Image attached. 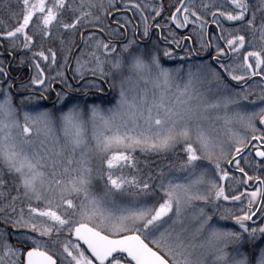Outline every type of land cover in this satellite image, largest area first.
<instances>
[{
  "label": "snow or ice",
  "instance_id": "snow-or-ice-1",
  "mask_svg": "<svg viewBox=\"0 0 264 264\" xmlns=\"http://www.w3.org/2000/svg\"><path fill=\"white\" fill-rule=\"evenodd\" d=\"M122 2L139 13V24L124 16L121 25L113 15L117 0H16L14 23L0 22V48L31 54L34 72L17 87L42 90L21 95L17 104L0 59V264H264V244H256L264 237V87L253 96L248 86L252 78L264 85V0H177L167 16L164 0ZM190 24L202 51L214 47L210 59L218 69L199 65L181 86L179 68L166 67L158 49L133 51L135 36L150 37L152 29L182 47L192 36L178 38L172 25ZM209 24L218 36H209ZM172 55L165 47L163 56ZM223 74L246 86L233 90ZM57 79L69 89L79 79L85 91L106 82L118 90L116 102L87 111L72 103L58 115L55 106L28 103L46 98ZM194 80L214 82V89L200 91ZM68 95L57 92L56 102L68 103ZM137 150H179L183 157L167 171H145ZM205 160L209 167L201 166ZM217 215L238 230L219 226ZM254 217L261 223L252 227Z\"/></svg>",
  "mask_w": 264,
  "mask_h": 264
},
{
  "label": "rangeland",
  "instance_id": "rangeland-1",
  "mask_svg": "<svg viewBox=\"0 0 264 264\" xmlns=\"http://www.w3.org/2000/svg\"><path fill=\"white\" fill-rule=\"evenodd\" d=\"M117 4L119 6L120 5H124L123 2H122V0H117ZM123 8H124V6H123ZM131 13H132L134 19L136 20L137 24H139L140 23L139 13H135V12H132V11H131ZM145 15H149V13L146 12ZM124 16L125 15H122V14H114V17L116 19H119L121 24H124V19H123ZM151 21L152 20H151V16H150L149 23H152ZM105 22L106 23H109L108 20H106ZM208 33H209V36H211V34H213L215 32H213V29H211L209 27ZM138 35H139L138 38H140L142 40H145L146 39V37H143L140 34H138ZM155 36L156 35L153 34L151 40L148 41V42H138V41H136V44L133 47V51H143V52H147L149 50L156 51L158 49L159 52H160V56H161V62L166 67L173 68V69L179 68V72L177 73V79H176L175 82L181 84V86L186 82V80L188 78V75L187 74H188L189 70H191V72L195 76L197 74V68H198L199 65H202V64H210L213 68H217L218 69V67L216 65H214V63H212V61H211V59L209 57L208 58H205V59H203V58H199L198 59V58H195V56L187 55L186 53H178L177 51H174V50H173V55L172 56H170V57H164L163 56V50L167 46L166 45L163 46V44L161 45L158 42L157 37H155ZM132 37H133V29H132L131 26H129V28H128V38L131 39ZM169 40L171 41V37H169ZM123 42H126V41H123ZM214 43H215V40L213 41V45H214ZM195 45L197 46L196 48L200 52H204V51H202L200 49V44H199L198 40L196 41V44ZM82 47H83V45H82ZM211 55H214V47L212 48V54ZM1 57H2V55H0V59H2L4 61V66H6L7 58L5 56L2 57V58ZM224 62H226V61H224ZM72 65L74 67V58L72 60ZM190 66H191V69H190ZM24 72L25 73H23L22 75H21V72H20V77L24 78V76H26V74H27L26 70ZM33 72H34V70L32 69V73L31 74H33ZM53 74H54V72H53ZM69 74L72 77V71L71 70H69ZM66 75H67V72H66ZM27 78H28V76H27ZM20 79L21 78H19L18 80H20ZM3 80H4V78L3 77H0V82H2ZM29 80H30V78L26 79L23 83H18L17 85L13 86L14 88L11 89L12 93L14 94L15 102L17 104H19V102H20V96H18L17 94H15V91L16 92H18V91H27V90H36V91H40V92L42 91V90L39 89V86H31V87H29L27 89H21V88H18L17 87L20 84H27ZM77 80H79V79H77ZM85 80H91V79H90V77H88V78H85ZM250 81H252V82H250ZM250 81L248 82V86H254L255 87V92L253 93V96H255L257 94V87L255 85H250V83H254V82L255 83H259V81L255 80V78L252 79V80H250ZM233 82H235L236 84L237 83H241V82H236V81H233ZM54 84H55V86H53V88H51L49 90V93L48 94H45V97L46 98L36 99V100H33V101H29L28 103L30 105H32V104L38 105L40 109H50V110H52L53 107L55 106V112L58 115L61 110H66L67 107H69L70 104H72L73 101H75L74 103H79L80 106L82 108H84L86 111H87L88 106H90L92 104H98L102 108L107 109V108H109V107H111L112 105L115 104L116 98H117V95H118V90L117 89L109 88L108 83H106V86H105V85H103L100 82V85L101 86H100V89L99 90L97 88H95V87H90L88 89H96V90L101 91V92H103V91L106 92L105 90L108 89L107 90L108 93H106V94H104V93L103 94H101V93L98 94L99 92H97L95 94H93V93L84 94V96H80V95L79 96H70V95H68V97L65 98V100L68 101V103L61 104V103H57L56 102V93L59 92V91H63L61 89V87H64V86L59 82L58 79H57L56 83H54ZM82 84H83V81H81L78 85H75V86H74V84H72L73 87L71 88V90H74L76 92H83V91H85V89L83 87H81ZM193 85H194V87L196 89H198L200 91H203L205 88H213L214 89V82L209 83L207 80H205L202 84L201 83H197L194 80L193 81ZM143 86H144L143 85V82H141L140 87H143ZM245 86H246L245 84L243 86H235V85H232V88H233V90H235L237 88H243ZM149 88H151V85H149ZM14 89H15V91H14ZM174 90L175 89L173 88V91ZM216 94L217 93H215L214 90H213V92L208 93V95H210V96L216 95ZM33 95L34 96H39L37 94H33ZM23 96H27V95H23ZM46 101H50V102H46ZM245 103H247V102H245ZM45 104L47 106H45ZM237 130L243 131V129H240V128H237ZM90 133H91V127L89 126V134ZM58 134L62 136V133H58ZM136 155L139 157V160H140V163H142L141 164L142 166H143V163H144V160L145 159H147L150 162L153 159V157H160L163 160L160 161V164L158 165V167L159 168L160 167H163L165 171L169 170L172 165L178 164L179 161H180V159L183 157V154L179 150H177L175 152H168V153H161V154H141V153H139V150H137ZM93 166H94V168H98L99 167V161L98 160L94 161ZM201 166L202 167H209V162L205 160V161L202 162V165ZM222 166L225 167V168H227V164H223ZM145 171H147V170H145ZM94 184L97 186L95 190L98 191L99 190V186L102 185V181H99L97 179L96 181H94ZM250 184H251V182H250ZM225 185H226V188H227V190L229 192H231L232 194H235L234 191H232L231 187L229 186V182L228 181H225ZM241 190H243L242 187H241ZM195 203L196 204H200L202 202H195ZM224 206L231 207L232 205H231V202H221V207H224ZM239 206H240L239 204L236 205L237 208ZM191 210L192 209H190V211ZM213 221L214 222H218V225L219 226L228 227V228H236L238 230V225H236L234 221H231V220H220L218 215L217 216H214ZM249 224L251 225V223H249ZM193 226H194V224H193ZM251 226L252 227H255L256 225H251ZM17 231H15V232H17ZM19 231H22V230H19ZM12 238L13 239L10 240V241L13 242V243H15V235ZM256 244H257V246H259L261 244H264V237H260L256 241ZM244 248H245V250H247L248 245H245Z\"/></svg>",
  "mask_w": 264,
  "mask_h": 264
},
{
  "label": "trees",
  "instance_id": "trees-1",
  "mask_svg": "<svg viewBox=\"0 0 264 264\" xmlns=\"http://www.w3.org/2000/svg\"><path fill=\"white\" fill-rule=\"evenodd\" d=\"M77 2H79V0H77ZM155 2H159V0H155ZM176 2H177V0H164V4H165L164 16H167L169 14L168 5L174 4ZM201 2H207V0H196L197 4H199ZM216 2L217 3H223V0H216ZM123 6L124 5H120L119 8H123ZM12 11H15L17 13H19V11H20L19 5L16 3V0H0V22H6L8 25H12L14 23V20H13V18L10 15V13ZM126 13H128V15H130L131 11L127 10ZM164 16L157 17V20L158 21L163 20ZM206 19L207 20H211V14L210 13L206 16ZM164 22L166 23L167 21H164ZM226 26H228V25H226ZM232 26H234V25H232ZM172 27L174 28V30L178 34V37H180L181 35L182 36L183 35H187V36L191 35L192 36V40H193V45L195 46V48L197 47L195 44H196V41L198 40V37L194 33H192V31H191L192 25H189L185 29L175 28L174 25H172ZM0 28H2V25H0ZM85 31H95V29L88 28V29H85ZM213 32H215V34L217 32V34H216L217 36H218V34H220L219 30L216 29V28H213ZM164 35L165 36L168 35V30L167 29L164 30ZM77 41H78V34H77ZM46 46H51V45H48L46 43ZM5 47H6V45H5ZM81 47H82V45H81ZM56 48H57L58 55H59V43H58V41L56 42ZM0 51L4 53L2 55V57L5 56L7 58V63H6L5 67H7L8 70H9V77L13 79L14 86L18 84L17 80L19 78H21L20 77V72L22 74V72H24L26 70L27 74H26V76H24V78L26 79L28 74H29L28 78L31 77L32 69L28 67V58L31 55L29 52H27V51H25V50H23V49H21L19 47L15 51H13L11 54L6 52V51H4V48H0ZM77 51H79V49H77ZM22 56L25 58L23 63H21V61H20V58ZM46 71H48V70L46 69ZM51 74H53V72ZM88 77H90V79H94L93 77H91V75L85 76V78H88ZM95 79H98V78H95ZM250 82H252V81H250ZM101 83L106 86V82L101 81ZM250 85H255L257 87V94L259 93L258 91L260 90V88L264 87V85H262L260 83H255V82L254 83H250ZM14 91H15V89H14ZM18 92L19 93H16V91H15V94H17L20 97H21V95H28L29 94L26 91H18ZM85 92H86V94H90V93L95 94V93H97L96 91L92 92L91 90H87ZM98 94H100V93H98ZM81 96H84V95H81ZM74 102L75 101H73L72 103H74ZM45 106H47V105L45 104ZM161 160H163V159H161L160 157H153V159L149 162V164L147 166H145L144 163H143L144 169L147 170V171L151 170V171L155 172L156 169L159 168L158 165L160 164ZM13 194H15V193H13ZM18 205H19V202H18ZM4 228H5V225L3 224V221L0 220V230H3ZM7 228H8V230L10 232H13V233L15 231H17V230L11 229L10 225H8ZM22 231H24V230H22ZM12 237H14V235H10L9 239L12 240L13 239Z\"/></svg>",
  "mask_w": 264,
  "mask_h": 264
},
{
  "label": "flooded vegetation",
  "instance_id": "flooded-vegetation-1",
  "mask_svg": "<svg viewBox=\"0 0 264 264\" xmlns=\"http://www.w3.org/2000/svg\"><path fill=\"white\" fill-rule=\"evenodd\" d=\"M120 9V11H119V13L118 14H122V15H125V16H127L128 18H130V19H132V22H133V24H137V22H136V20L134 19V17H133V15H132V13L130 14V15H128V13H126V11H127V9H125V8H119ZM114 14H117V13H114ZM113 14V15H114ZM108 22L109 23H111L112 24V26H114L115 27V22L113 21V20H108ZM152 22V21H151ZM121 25H123V24H121ZM209 27L211 28V29H213V28H216L215 27V25H212V24H209L208 25V30H209ZM153 34H155L156 36L155 37H157V40H158V42L162 45L163 44V46L164 45H166L167 47H171L174 51H177L178 53H186L185 52V49H192V54H191V56H195V58H203V59H205V58H210L211 57V54H212V48H209L208 49V51H204V52H200L197 48H195V46L193 45V40L191 39V40H188V41H184V40H181L180 41V43H181V45H182V47H177L176 46V44H174V43H171V41L170 40H168V42L166 43L165 41H164V39H162L161 38V36H160V30H156V29H152V32H151V35H150V37H146V39L145 40H142V39H140V38H138L139 37V35L137 34L136 36H135V40L136 41H138V42H148V41H150L151 40V38H152V35ZM216 34H217V32H216ZM219 35V34H218ZM187 35H181L180 37H186ZM127 37H128V31H127ZM133 38V37H132ZM179 38V37H178ZM121 40L122 41H126V40H124V38L122 37L121 38ZM221 43H223V42H221ZM162 46V47H163ZM212 61V60H211ZM212 63H214L213 61H212ZM214 65H216L217 67H219V65L217 64V63H214ZM23 73H25V72H22V74ZM21 74V75H22ZM67 75H68V77L69 78H71V75L69 74V71H67ZM224 76H225V79L226 80H228V78H227V76L225 75V74H223ZM28 76H29V74H28ZM27 79V78H26ZM25 78H22L21 77V80H18L17 81V83H23L25 80H26ZM230 79V78H229ZM252 79H254V78H252ZM251 79V80H252ZM231 80V79H230ZM255 80H257V81H259V78H255ZM229 81V80H228ZM232 81V80H231ZM81 81L80 80H76V81H72V84H74V86L75 85H78L79 83H80ZM233 82V81H232ZM235 83V82H234ZM53 86H55V84H53ZM53 86H52V88H53ZM243 86V85H242ZM61 89L63 90V91H66V92H68L69 93V95L70 96H81V95H84V94H86V92L85 91H83V92H76V91H74V90H71V89H69V88H65V87H61ZM88 90H91L92 92L93 91H96V92H99V93H101V94H106V93H108V89L107 90H105L106 92H101V91H98V90H96V89H88ZM26 92H32L33 94H37V95H40V91H36V90H27ZM16 93H19V92H16ZM46 102H50V101H46ZM227 168H228V170L230 171V172H232L234 175H239V173H237V172H235V170H234V168L233 167H231V165H228L227 164ZM250 190H251V188H249ZM254 220H255V224H253L251 221L249 222V223H251V225H257V224H259V223H261V220L260 219H258V218H256V217H254Z\"/></svg>",
  "mask_w": 264,
  "mask_h": 264
},
{
  "label": "water",
  "instance_id": "water-1",
  "mask_svg": "<svg viewBox=\"0 0 264 264\" xmlns=\"http://www.w3.org/2000/svg\"><path fill=\"white\" fill-rule=\"evenodd\" d=\"M0 53H3V52L0 51ZM3 54H4V53H3ZM3 54H2V55H3ZM225 75H226V74H225ZM226 76H227V75H226ZM227 78H228V77H227ZM228 80H229V82H230L232 85H236V86H242V85H244L243 83H237V84H236V83L232 82L229 78H228Z\"/></svg>",
  "mask_w": 264,
  "mask_h": 264
}]
</instances>
